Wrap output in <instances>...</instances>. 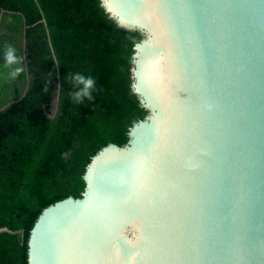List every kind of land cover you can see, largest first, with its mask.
I'll list each match as a JSON object with an SVG mask.
<instances>
[{
	"label": "water",
	"instance_id": "water-1",
	"mask_svg": "<svg viewBox=\"0 0 264 264\" xmlns=\"http://www.w3.org/2000/svg\"><path fill=\"white\" fill-rule=\"evenodd\" d=\"M144 38L147 112L44 207L27 264H264V0H100Z\"/></svg>",
	"mask_w": 264,
	"mask_h": 264
},
{
	"label": "trees",
	"instance_id": "trees-1",
	"mask_svg": "<svg viewBox=\"0 0 264 264\" xmlns=\"http://www.w3.org/2000/svg\"><path fill=\"white\" fill-rule=\"evenodd\" d=\"M143 38L119 28L100 0H0V264H27L40 211L147 115L131 88L133 46ZM9 46L20 57L15 79L4 66ZM69 73L96 81L91 101L70 100Z\"/></svg>",
	"mask_w": 264,
	"mask_h": 264
},
{
	"label": "clouds",
	"instance_id": "clouds-1",
	"mask_svg": "<svg viewBox=\"0 0 264 264\" xmlns=\"http://www.w3.org/2000/svg\"><path fill=\"white\" fill-rule=\"evenodd\" d=\"M20 63V57H18L16 50L9 46L4 51V66L6 69H10L8 77L15 79L21 73L22 68L17 65ZM68 78L72 81L73 91L69 93L70 100L79 104L84 100L91 101L93 99L92 92L95 88L96 81L92 77H86L80 73L70 74Z\"/></svg>",
	"mask_w": 264,
	"mask_h": 264
},
{
	"label": "rangeland",
	"instance_id": "rangeland-1",
	"mask_svg": "<svg viewBox=\"0 0 264 264\" xmlns=\"http://www.w3.org/2000/svg\"><path fill=\"white\" fill-rule=\"evenodd\" d=\"M55 110V103L53 102L52 112Z\"/></svg>",
	"mask_w": 264,
	"mask_h": 264
}]
</instances>
